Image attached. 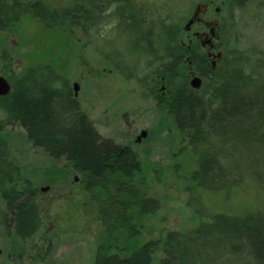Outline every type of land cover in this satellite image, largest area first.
<instances>
[{"label": "trees", "instance_id": "1", "mask_svg": "<svg viewBox=\"0 0 264 264\" xmlns=\"http://www.w3.org/2000/svg\"><path fill=\"white\" fill-rule=\"evenodd\" d=\"M230 2L228 19L234 20L235 11L264 7L260 0ZM29 12L47 29L77 28L123 76L138 78L144 95L168 110L197 154L192 178L200 186L229 190L249 179L264 199V49L227 48L223 18V53L214 67L199 46L189 49L181 43L190 7L172 4L157 29L150 5L138 0H73L66 7L43 0H0V34ZM121 25L122 33L114 34ZM120 41L139 52L137 63L122 58ZM0 60L10 68L13 56L3 50ZM191 74L202 77L200 88L191 87ZM9 79L11 91L0 96L5 113L0 181L23 178L19 160L1 135L8 125L19 124L35 146L54 159L65 158L84 175L109 239L119 232L127 238L138 235L135 212L154 213L161 202L136 179L142 163L134 148L101 135L69 80L53 65L40 62ZM30 188L26 184V198L16 208L17 231L25 239L42 223ZM9 193L12 206L21 194L13 188ZM114 240L97 249L94 264H264V210L217 213L188 231L170 230L162 239H149L128 254ZM158 249L162 256L155 260Z\"/></svg>", "mask_w": 264, "mask_h": 264}, {"label": "rangeland", "instance_id": "2", "mask_svg": "<svg viewBox=\"0 0 264 264\" xmlns=\"http://www.w3.org/2000/svg\"><path fill=\"white\" fill-rule=\"evenodd\" d=\"M43 1L51 6L66 7L73 0ZM138 1L150 5L153 16L159 21L157 29L172 4L188 6L193 14L204 2ZM221 1L218 0L216 5L222 7ZM260 1L264 5V0ZM258 6L254 4L245 12H233L236 21L228 19L227 10L222 9L227 48L264 49V7ZM254 16L260 18L252 19ZM124 28L121 25L114 34H121ZM184 36L185 33L183 39ZM120 43L122 58H128L130 63L140 59L139 52L132 50V46H127L124 41ZM93 46L77 28L47 29L29 12L11 29L0 34V52L8 50L13 56L10 68L0 60V75L7 78L12 73L20 75L28 67L43 62L61 72L74 93V83H77L81 108L101 135L134 148L142 163V171L136 179L145 183L143 187L149 195L160 200L161 208L148 214L135 212L140 229L138 235L127 238L119 232L115 240L109 239L99 219L98 202L91 196V191L84 189V175L65 158L54 159L35 146L25 129L14 123L2 134L20 162L26 184L31 189L41 190L35 201L42 223L34 236L20 242L13 229L7 227L9 211L0 199V247H17L22 243L27 254L26 264H94L97 249L101 245H111L113 240L114 246L124 248V253L128 254L149 239H162L170 230L188 231L217 213L243 215L257 208L264 210V199L258 196L249 179L221 191L204 189L195 182L192 172L198 166V157L188 146L186 135L178 130L173 116L166 108H159L154 98L144 95V87L138 78L123 76ZM105 50L114 54V51ZM118 63L123 65L121 60ZM194 75L198 74H191L190 81ZM4 117L5 113L0 109V120ZM143 130L146 136L138 138ZM22 187L21 181L18 188ZM161 256L158 249L155 260Z\"/></svg>", "mask_w": 264, "mask_h": 264}, {"label": "flooded vegetation", "instance_id": "3", "mask_svg": "<svg viewBox=\"0 0 264 264\" xmlns=\"http://www.w3.org/2000/svg\"><path fill=\"white\" fill-rule=\"evenodd\" d=\"M217 1L218 0H204L202 6L197 8L194 13L190 15L189 20L193 19V22L190 28L186 30L187 33L181 41L182 45L187 46L189 49H194L196 46H199L213 63L221 57H219V53H221V55L223 53V42L221 41L223 17L221 16V12L223 8L224 10H228L231 8L230 5H232L230 0H222L221 4L223 6L219 7L216 5ZM1 135L3 136L2 133ZM21 181L24 183V187L18 188ZM82 183L85 191L89 192L88 181L83 180ZM11 188H13L18 194H21L12 206L9 201V192ZM25 191L26 182L23 178L18 179L13 183H10L8 180L0 181V199L5 203V207L9 211L7 214V227L13 229V233L20 242H24L26 239L17 231L16 208L18 204L26 198ZM30 191L33 192L35 199L41 192L40 189L36 190L31 188ZM26 256V250L22 243H19L17 247H0V264H26ZM29 257L31 258L32 256Z\"/></svg>", "mask_w": 264, "mask_h": 264}, {"label": "water", "instance_id": "4", "mask_svg": "<svg viewBox=\"0 0 264 264\" xmlns=\"http://www.w3.org/2000/svg\"><path fill=\"white\" fill-rule=\"evenodd\" d=\"M192 22H193V19L189 20L186 23V30L190 28ZM220 56H221V53H219V57ZM215 65L216 63L214 62L213 66L215 67ZM202 83H203V79L199 75H194V78H192L190 81L191 87L196 88V89L200 88ZM11 89H12V85H11L10 80L4 75H0V96L8 94L11 91ZM78 89H79L78 84L74 83L75 96L78 95ZM145 136H146V131L143 130L141 132V135L138 138L145 137Z\"/></svg>", "mask_w": 264, "mask_h": 264}]
</instances>
